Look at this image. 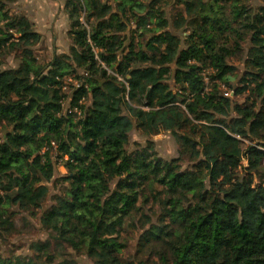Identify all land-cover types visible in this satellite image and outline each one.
<instances>
[{"label":"trees","instance_id":"trees-1","mask_svg":"<svg viewBox=\"0 0 264 264\" xmlns=\"http://www.w3.org/2000/svg\"><path fill=\"white\" fill-rule=\"evenodd\" d=\"M63 1L72 45L46 65L34 24L0 5V51L18 61L0 59V229L14 227L12 207L43 209L54 182L46 230L93 264H143L123 257L120 235L159 186L163 214L142 237L158 264H264V4ZM135 124L148 141L131 151ZM162 133L179 157H156Z\"/></svg>","mask_w":264,"mask_h":264},{"label":"rangeland","instance_id":"rangeland-1","mask_svg":"<svg viewBox=\"0 0 264 264\" xmlns=\"http://www.w3.org/2000/svg\"><path fill=\"white\" fill-rule=\"evenodd\" d=\"M23 1L24 0H3L0 5L4 6L2 9L8 12L10 17L27 16L31 19L29 11L26 9L25 5H23ZM248 3L257 7L264 4V1L248 0ZM167 10L172 14V12L176 10V7L169 6ZM67 20L65 16L60 15L51 19L39 20L37 23L35 22V31L40 32L44 37V40L37 45L35 52L40 63L44 65L48 64L55 52L58 54L69 53L72 41L68 37L70 22ZM55 24H57V26H55ZM17 38H19V35L15 34V39ZM0 59L4 69L16 68L18 66L16 54L9 50L0 51ZM230 64L236 69V75L231 80L232 85L233 87H238L240 86V79L245 72L243 58L233 56L230 60ZM208 76L209 75L206 74L207 83L211 86ZM72 85H77V83L68 80L65 84L64 91L69 96H71L73 92ZM221 90L224 93H233V89L227 86H222ZM233 96L234 94L232 97ZM244 98L245 97H238L236 100L243 103ZM151 140L154 142L153 152L156 154L157 158L170 161L179 157L178 144L170 133H162ZM147 141L148 138L141 135L135 124L131 134V147L129 149L134 151L141 147H147ZM2 142L3 139L0 140V146ZM248 143L249 142H246L245 144ZM57 156L58 153L54 152V160L60 163L61 160L57 158ZM243 164L244 166H248L245 160ZM183 167H189L187 159ZM66 174V169L59 164V166H57V178ZM48 185L51 188V194L44 203L43 209L25 211L18 206L11 208L10 218L13 220L14 227L7 230L0 229V264H93V261L88 256L78 253L68 244L61 242L55 234L43 227L40 220L42 211L54 204L53 197L59 194L61 189L60 187H56L54 182ZM156 188L157 191L155 192L153 188L148 189L145 198L142 197L140 213L129 220L120 235V241L126 244L123 257L127 260H132L136 263L142 262L143 264L159 263V257L157 256V249L159 248H157V244L153 243L149 248L142 247L143 235L153 224H158L159 218L163 214L162 208L155 197V195L162 192V188L159 186ZM164 197L165 195H163V198Z\"/></svg>","mask_w":264,"mask_h":264},{"label":"crops","instance_id":"crops-1","mask_svg":"<svg viewBox=\"0 0 264 264\" xmlns=\"http://www.w3.org/2000/svg\"><path fill=\"white\" fill-rule=\"evenodd\" d=\"M61 1H63V0H61ZM61 1L60 0H24L23 5H25L26 9L29 11V14H30L29 16L31 17V19H29L27 16L26 17L34 25H36V23L39 20L51 19L53 17H57L60 15L65 16L66 19L69 20L67 14L65 13L64 1L63 2H61ZM68 22H70V21H68ZM55 26H57V24H55ZM70 26H71V24H70ZM69 31H70V27L68 30V37H69ZM37 33L40 34V32H38V31H37ZM69 39H70V37H69ZM62 54H69V53H62ZM54 55H60V54L55 52Z\"/></svg>","mask_w":264,"mask_h":264},{"label":"built area","instance_id":"built-area-1","mask_svg":"<svg viewBox=\"0 0 264 264\" xmlns=\"http://www.w3.org/2000/svg\"><path fill=\"white\" fill-rule=\"evenodd\" d=\"M93 50H94V52L96 53V59H98V60H99V57H98V50H97V49H95L94 47H93ZM225 95H226V96H232V95H233V93H226Z\"/></svg>","mask_w":264,"mask_h":264}]
</instances>
